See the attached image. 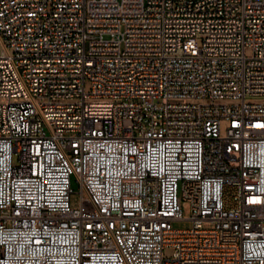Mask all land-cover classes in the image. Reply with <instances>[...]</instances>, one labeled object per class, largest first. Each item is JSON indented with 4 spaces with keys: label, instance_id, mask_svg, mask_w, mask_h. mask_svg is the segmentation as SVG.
Masks as SVG:
<instances>
[{
    "label": "built area",
    "instance_id": "built-area-1",
    "mask_svg": "<svg viewBox=\"0 0 264 264\" xmlns=\"http://www.w3.org/2000/svg\"><path fill=\"white\" fill-rule=\"evenodd\" d=\"M248 97L264 0H0V264H264Z\"/></svg>",
    "mask_w": 264,
    "mask_h": 264
},
{
    "label": "rangeland",
    "instance_id": "rangeland-1",
    "mask_svg": "<svg viewBox=\"0 0 264 264\" xmlns=\"http://www.w3.org/2000/svg\"><path fill=\"white\" fill-rule=\"evenodd\" d=\"M252 51L250 49L247 50V54L248 55H251ZM91 82L90 80H86V83H85V90L86 92L90 93L91 92ZM88 100H93V99H88ZM202 102L204 103H212V100L210 99H204V100H201ZM247 102L249 103H261V102H264V98H261V97H248L246 99ZM241 102L240 99H230V98H226V99H216L215 100V103H222V104H233V103H239ZM15 162L17 160V158L15 157ZM72 187L75 191H78L79 188H78V185L73 181L72 182ZM174 253V248L173 247H167L165 248L164 250V256L166 258H170Z\"/></svg>",
    "mask_w": 264,
    "mask_h": 264
}]
</instances>
